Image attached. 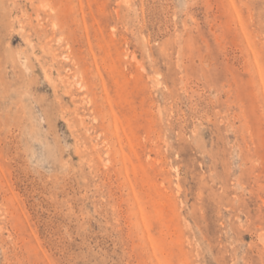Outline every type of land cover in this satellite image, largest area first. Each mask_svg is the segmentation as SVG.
<instances>
[{
    "label": "rangeland",
    "instance_id": "rangeland-1",
    "mask_svg": "<svg viewBox=\"0 0 264 264\" xmlns=\"http://www.w3.org/2000/svg\"><path fill=\"white\" fill-rule=\"evenodd\" d=\"M0 264H264V0H0Z\"/></svg>",
    "mask_w": 264,
    "mask_h": 264
}]
</instances>
